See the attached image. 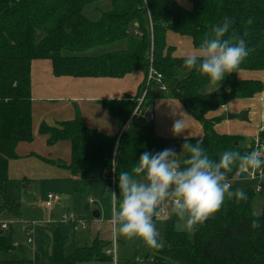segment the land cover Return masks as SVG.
Segmentation results:
<instances>
[{
    "label": "trees",
    "instance_id": "16d2710c",
    "mask_svg": "<svg viewBox=\"0 0 264 264\" xmlns=\"http://www.w3.org/2000/svg\"><path fill=\"white\" fill-rule=\"evenodd\" d=\"M186 1L192 4L191 10L176 0H148L145 8L143 0H0L1 220L17 223L22 218L21 204L9 194V169L20 158L18 145L35 140L31 67L37 60H50L56 77L122 79L135 71L144 72L146 79L137 96L106 103L121 129L144 93L143 110L158 100V83L148 84L153 68L163 76L171 97L201 124L203 146L211 159L217 160L226 150L243 155L256 147L255 139L246 147L242 136L217 133L216 126L224 117L210 115L237 99H253L264 92L262 81L238 77L240 71H264V0ZM226 16L233 20L226 38L233 34L244 38L251 52L234 73L213 83L183 66L167 36L175 33L189 38L196 49L210 28ZM250 18L252 23H248ZM40 134L48 146L61 141L71 144L69 162L43 161L69 170L73 177L103 172V194L110 196L111 189L119 191V174L131 171L143 152L173 148L181 162L189 155L182 150L184 140L166 139L158 133L155 120H133L129 130L113 137L87 127L78 116L54 127L42 124ZM259 143H264V129ZM239 171L233 168L227 175ZM245 191L246 201L226 198L221 209L194 233L181 230L182 222L170 210L160 220L165 243L162 249H155V264H264V182L260 193L251 187ZM257 200L263 203L259 217L253 216ZM253 219L259 220L260 228H251ZM50 227H41L52 237L48 264L114 263L106 254L111 242L100 239L82 240L66 256L68 238ZM16 251L13 228L0 230V264H34L23 255L12 257ZM117 264H138V260H117Z\"/></svg>",
    "mask_w": 264,
    "mask_h": 264
},
{
    "label": "crops",
    "instance_id": "0c3cea01",
    "mask_svg": "<svg viewBox=\"0 0 264 264\" xmlns=\"http://www.w3.org/2000/svg\"><path fill=\"white\" fill-rule=\"evenodd\" d=\"M176 1L185 9H192L191 3L188 2V4H186L185 2H182L180 0ZM170 34L174 35L175 33H169L167 39ZM175 41L179 44L181 48V55L176 52L177 55L180 57L184 56L182 54L195 49L193 43H191V46L188 43V46H186L188 49L187 51H184L182 47L183 42H181L182 40L177 39ZM172 47L175 46L173 45ZM238 77L240 79H256L264 82V71H240ZM145 79L146 74L142 71H135L122 79L56 77L53 73V65L50 60L34 61L31 67V84L33 99V127L35 140L32 143H20L18 145L17 153L20 158L16 161H12V163L10 164L9 174L11 181L9 183V187L10 184L13 182L14 177H12V173L16 167L20 168L21 166L27 165L36 160L39 161L40 159L63 160L65 162H69L71 157L70 142L61 141L54 146H48L46 142V137L40 134V127L42 124L54 127L59 125V123H62L64 121H70L78 116H81L86 126L91 129H96L104 134L113 137H120L121 135H123L124 132L129 130L133 121L129 120L126 125L121 129L117 119L107 109L106 103L124 101L128 97L137 96L139 89L144 83ZM167 92L168 90L165 92H160V98H158L154 105H150L146 109V111H151L154 113V120L157 123L158 133L166 139L184 140V136L187 135H189L190 138L203 137L204 132L201 124L186 111V109L181 103H179L177 100H174L170 94L167 95ZM176 112H182L188 115L184 117V119L186 120V130L184 134L180 136L173 135L171 131L173 120L174 118H176L174 113ZM217 116L224 117V120L216 126L217 133L242 136L245 139H250L248 141L254 140L260 134L262 127H264V92L260 95H257L253 99H237L234 102L222 107L217 112L212 113L210 115V117ZM53 150H59L62 156L54 158L52 156ZM57 168L52 173V179L65 178L66 180L68 179L70 182L72 181L73 192L83 194V196L90 192V189L92 188L91 180L96 181L98 180L97 177H99L101 181H98L102 184V195L109 200L110 208L112 209L113 213L115 208L112 202V196H110V194H103V184L106 178V175L103 174V172L96 171L86 177H73L69 170L64 169L63 172H61V168ZM15 171H17V169H15ZM22 176L24 178H22ZM15 178L17 179L15 181L23 182V185L30 184V182L27 180L29 178L26 176V174L15 175ZM75 187H77L76 190ZM49 194L55 193H48L47 196ZM60 198L61 203L56 205V207L54 208L55 210L53 212V215L49 214L53 209L50 210L46 208L45 203H43L45 216L42 220L37 222L43 223L51 219L53 222L49 224L51 226V230L60 229L63 236H66L68 238V242L65 247L66 256H70L74 252L77 244H79L78 242H81L82 240H90V242H93L95 239H100L106 242L112 241V243H114L112 248L114 247V245L116 247V239L114 238L113 240V237L108 234L110 232V228L112 230V224L110 222L111 219L107 218L109 222V227L105 228V224L101 223V220L103 216L106 217V215L103 214V211L100 207L96 210L100 214L99 219L95 218L94 216V213L96 211H94L93 213L94 223L97 225V232H93V229L90 231L86 230L84 232H74L73 226L71 224H64L61 222L62 217L60 219L58 218L59 220H54V217L57 216V213L59 212L60 208L64 207L65 204L64 199L61 196ZM91 199L92 197H90L87 202V209L90 208L91 205L98 204L95 201L93 204H91ZM61 210L62 214L69 212L75 213V211H71L68 208ZM62 214L61 216H63ZM79 216L84 218L85 220H88V216H85L84 213L79 214ZM27 219L30 220L29 218L24 216L22 211V218L20 220V223L17 222L11 226L15 232V235H18L20 233L24 234V228L22 226V223ZM88 222L89 224H91L93 221L88 220ZM15 226H18L19 229H17ZM39 233H42V235L43 233L48 235L49 231L46 229H41L40 227L37 231L38 235ZM47 235L45 236L46 239H48ZM16 242H18L17 238ZM36 242L38 243V238L36 239ZM18 244L19 245H17L16 243V254L24 255V249H22V244H20L19 242ZM31 250L33 251V255L31 257H29L27 252L26 253L28 255V258L33 260L34 264H46L45 260H47L48 264V257L51 253V248L47 250L43 249L41 241L36 245V247H32ZM136 259L138 260V264H143V260H140L139 256L136 257ZM88 264L114 263L107 261H96Z\"/></svg>",
    "mask_w": 264,
    "mask_h": 264
},
{
    "label": "clouds",
    "instance_id": "9594fccd",
    "mask_svg": "<svg viewBox=\"0 0 264 264\" xmlns=\"http://www.w3.org/2000/svg\"><path fill=\"white\" fill-rule=\"evenodd\" d=\"M148 0H143L144 8ZM248 23H252L251 18ZM233 20L224 17L210 28L198 48L185 53L183 66L207 76L211 82L222 81L226 74L234 73L251 52L247 42L235 34H226ZM247 35V34H245ZM154 71V69H153ZM176 112L171 131L183 135L186 130V113ZM184 136L182 150L189 155L181 161L173 148L152 153L143 152L131 171L118 176V189H111L115 210L111 216L114 236L127 240L138 238L154 249H162L164 241L159 237L154 217L160 215L161 205L169 203L171 213L182 222L181 230L194 233L206 220L217 213L225 199L246 201L243 188L232 190L227 173L237 168L242 174L259 170L264 179V143H258L250 152L226 150L217 160L211 159L203 146V138L191 143ZM259 213L253 216L259 217ZM258 219L251 221L253 230L260 228Z\"/></svg>",
    "mask_w": 264,
    "mask_h": 264
},
{
    "label": "rangeland",
    "instance_id": "374dc122",
    "mask_svg": "<svg viewBox=\"0 0 264 264\" xmlns=\"http://www.w3.org/2000/svg\"><path fill=\"white\" fill-rule=\"evenodd\" d=\"M180 1L188 4V1L186 0H180ZM177 39L182 40L181 42H183L182 47L184 51H187L188 48L186 46H188V43L191 46L192 42L189 38L180 37L175 34L169 35L167 42L169 43V45L175 46L174 48L176 50H175L174 56L180 57L176 53L178 52V54L181 55L180 54L181 48L179 44L175 41ZM182 55H185V53ZM145 94L146 93L143 94L142 98L145 96ZM166 94L168 95L170 93L167 92ZM248 140L250 139L246 138V141L243 143L244 146L246 147L249 146ZM60 153L61 152L59 150H55V151L53 150L52 156L54 158H57L58 156H62ZM42 160L43 159H40L39 161L36 160L32 163L21 166L20 168L16 167L15 169H17V171H15L14 169L12 173V177L14 178H13V182L10 184V187H9L10 195L12 196L13 200L21 204L24 216L36 222L42 220L45 216L43 203H45L46 196L48 193H55V194L60 195L64 199L65 204H64V207L60 208L59 212L57 213V216L54 217V220H57L58 218L60 219L62 217L61 209L68 208L71 211H75L76 215L84 213L85 216H88V220L93 221L92 223L90 222L91 224H89L88 220H86L88 222V231L93 229V232H97V225L94 223L93 213L100 207L103 211V214L106 215V217L103 216L101 223L105 224V228H108L109 222L107 218L111 219L112 209L110 208L109 200L105 196L102 195V192H101L102 184L101 182L98 181L100 180L99 177H97L98 180L96 181L91 180L92 178L90 179L92 181L91 182L92 188L90 189V192L86 194L88 196L86 195L83 196V194H78V193L73 192L72 181L70 182L68 179L66 180L65 178L52 179L53 178L52 173L57 167L52 164H48V163L46 164V162ZM63 170L64 169H61V172H63ZM18 174H26V176L29 178L27 180L30 182V184L23 185V182L15 181L17 180L15 178V175H18ZM23 176L22 178H24ZM254 186H255V183L249 180H242L236 183L237 188H243L244 190H247L250 187L253 188ZM90 197H92V199L98 204L91 205L90 208L87 209L86 205ZM262 206H263L262 201L257 200L254 204V213L258 212L259 214H261ZM54 208L49 214L53 215V212L55 210ZM26 221H29V220L27 219L24 222ZM24 222L22 223L23 228L25 226ZM18 223H20V221H18ZM154 223L156 224L158 232H160V238H162L164 241V238L161 235L163 232V221L154 219ZM45 225H41L40 227H44ZM16 228L19 229L18 226ZM108 234L113 237V240L114 238L116 239L117 260L118 259L119 260L136 259V257L139 256V259L143 260V264H155L153 260V257L155 256V249L146 245L143 240L138 239V238H133V240H127L123 236H119V237L114 236L111 228ZM46 235L47 234L45 233H43V235L42 233H39V235L36 234L35 244L32 246V245L27 244L25 233L24 234L20 233L18 235H15V245L16 243L17 245H19L18 242L22 244V247H23L22 249H24L23 256L28 258V255L29 257L33 255V251L31 250V248L36 247V245L41 241H42L43 249L47 250L51 248V241H52L51 233L49 232V234L47 235L48 239H46L45 237ZM16 238L18 242H16ZM37 238H38V243L36 242ZM111 248H112V241L110 245V249ZM26 252L28 253V255ZM15 256L20 257V255L18 254L12 255V257H15ZM45 262L47 264V260H45ZM171 264H177V263H171Z\"/></svg>",
    "mask_w": 264,
    "mask_h": 264
},
{
    "label": "built area",
    "instance_id": "2783aa9c",
    "mask_svg": "<svg viewBox=\"0 0 264 264\" xmlns=\"http://www.w3.org/2000/svg\"><path fill=\"white\" fill-rule=\"evenodd\" d=\"M148 81H149L148 84L151 81L157 82L158 83V90L160 92H165L168 90L167 86L165 85V83L163 81V76L160 73L156 72L155 70L153 71V68H150V70H149ZM144 97L140 100V104H139L138 108L136 109V111L134 112V114L132 115V117L130 119L131 121L143 120V119L154 120V113L153 112L146 111V110H143L141 108ZM263 129H264V127H262V130ZM255 141H256V146H257V144L259 143V135L255 138ZM241 175H242L241 171L237 172L234 176L227 175L228 180L230 181L232 187H234L236 185V183L239 181L249 180V181L255 183V186L253 187L255 192L256 193L261 192L262 183L264 182V179L261 178V174H260L259 170H251V169L248 170L247 173L245 174L246 176L244 178H242ZM60 203H61L60 196H58L56 194H49L47 196L45 206H46V208L52 210L56 205H58ZM90 203L93 204L94 200L91 199ZM170 210H171V205L169 203H165V204L161 205V207L158 209L160 215L158 217H154V219L164 220L169 215ZM61 220H62L61 222L64 224H71L73 226L74 232H84V231L88 230V222L84 218L80 217L79 215H76L73 212L63 214ZM51 223H53L51 219L48 221H45L43 223H39V222L32 221V220L24 222V224H25L24 233H25V237L27 240V244L33 246L35 244L36 234H37V231L40 228V226L45 225V224L48 225ZM13 224H15L14 220H3V219L1 220L0 219V230L2 232L9 231L10 227ZM106 254L112 256L114 259V264H117V255H116L117 252H116L115 245L112 249L107 250Z\"/></svg>",
    "mask_w": 264,
    "mask_h": 264
},
{
    "label": "water",
    "instance_id": "95a60500",
    "mask_svg": "<svg viewBox=\"0 0 264 264\" xmlns=\"http://www.w3.org/2000/svg\"><path fill=\"white\" fill-rule=\"evenodd\" d=\"M245 176H246L245 174H242V175H241L242 178H244ZM94 216H95V218L99 219V218H100V214H99V212L96 211V212L94 213ZM158 234H159V237H160V232H158Z\"/></svg>",
    "mask_w": 264,
    "mask_h": 264
}]
</instances>
